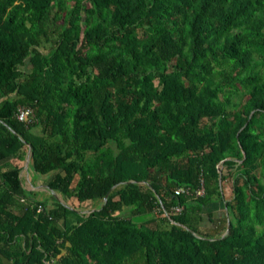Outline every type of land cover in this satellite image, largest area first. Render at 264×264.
<instances>
[{
    "label": "trees",
    "instance_id": "16d2710c",
    "mask_svg": "<svg viewBox=\"0 0 264 264\" xmlns=\"http://www.w3.org/2000/svg\"><path fill=\"white\" fill-rule=\"evenodd\" d=\"M4 260L264 264V0H0Z\"/></svg>",
    "mask_w": 264,
    "mask_h": 264
},
{
    "label": "rangeland",
    "instance_id": "374dc122",
    "mask_svg": "<svg viewBox=\"0 0 264 264\" xmlns=\"http://www.w3.org/2000/svg\"><path fill=\"white\" fill-rule=\"evenodd\" d=\"M23 163L25 164L26 162L23 161ZM47 176L48 175H37V174H33V173L29 175L26 172L25 169L22 170V180L25 181L27 179V177H29L30 180H31V183L34 186H36L35 188H32V189H35L36 190V193H35L36 197L39 198V199H41L43 202H45L46 205H50L52 203V201H53V198L46 191V180H47ZM26 185L29 188H31L28 183ZM226 185L228 186L227 183H226ZM58 198H60L62 200V197H61L60 194L58 195ZM82 208H83V210H87V209H89L91 207H90L89 203H83Z\"/></svg>",
    "mask_w": 264,
    "mask_h": 264
},
{
    "label": "built area",
    "instance_id": "2783aa9c",
    "mask_svg": "<svg viewBox=\"0 0 264 264\" xmlns=\"http://www.w3.org/2000/svg\"><path fill=\"white\" fill-rule=\"evenodd\" d=\"M15 117L17 120L24 122L26 124L32 123L33 122V112H32V108L29 107H19L15 113ZM204 189L203 187H199L196 191L195 194L196 195H201L203 193ZM175 194H179V193H187L189 194L190 191L188 188H184V187H178L176 188V190L174 191ZM40 209V207H39ZM173 210L175 212H179L181 210L180 206H174ZM48 263V262H47Z\"/></svg>",
    "mask_w": 264,
    "mask_h": 264
},
{
    "label": "crops",
    "instance_id": "0c3cea01",
    "mask_svg": "<svg viewBox=\"0 0 264 264\" xmlns=\"http://www.w3.org/2000/svg\"><path fill=\"white\" fill-rule=\"evenodd\" d=\"M22 175V173H21ZM29 184L31 188H29L26 184ZM24 186L27 188V189H32V188H35L36 186H34L32 183H31V180L29 177H27V179L24 181ZM215 208V210H217V213L219 212V210L221 211L222 210V206L221 204H215L213 206ZM3 264H11L9 261L7 260H4Z\"/></svg>",
    "mask_w": 264,
    "mask_h": 264
},
{
    "label": "water",
    "instance_id": "95a60500",
    "mask_svg": "<svg viewBox=\"0 0 264 264\" xmlns=\"http://www.w3.org/2000/svg\"><path fill=\"white\" fill-rule=\"evenodd\" d=\"M25 162H26V163H25L24 165L27 166L28 158H26ZM105 198H106V196H105ZM105 198H104V199H105ZM58 199L61 200L60 198H58ZM228 227H229V221H228V219H227V228H226V230H225V233H227V231H228ZM225 233H224V234H225Z\"/></svg>",
    "mask_w": 264,
    "mask_h": 264
}]
</instances>
